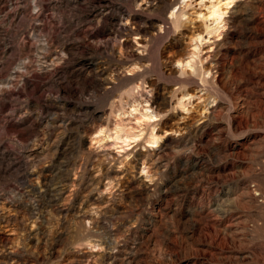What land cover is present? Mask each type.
I'll return each mask as SVG.
<instances>
[{"label":"rangeland","instance_id":"374dc122","mask_svg":"<svg viewBox=\"0 0 264 264\" xmlns=\"http://www.w3.org/2000/svg\"><path fill=\"white\" fill-rule=\"evenodd\" d=\"M209 1L0 0V264H264V0Z\"/></svg>","mask_w":264,"mask_h":264},{"label":"bare ground","instance_id":"6f19581e","mask_svg":"<svg viewBox=\"0 0 264 264\" xmlns=\"http://www.w3.org/2000/svg\"><path fill=\"white\" fill-rule=\"evenodd\" d=\"M232 2L233 0H225L224 2H221V0L209 1L208 5H204V8H205L204 11H199V17L202 21L204 32L206 33V35H209V36L212 35V38H214L216 36H219L222 33V30L226 25L225 15L227 14L229 7H231L230 4H232ZM207 39H209V37H207ZM198 40L200 41L201 37H198ZM184 59H185V56H182V57L180 56V57H177L175 61L178 64H182V66L191 67L192 65L191 61L190 60L186 61ZM206 69L210 73V69L209 68H206ZM181 72H182V69H181ZM182 99L183 97L180 98L178 103L183 108L185 107L186 103L184 104ZM151 101H152L151 102L152 107H154L156 112H159L161 109V106H160L161 103L155 99H152ZM141 119H142L141 116H139L138 120L141 121ZM117 131H122L123 135L121 136L123 137H119L117 133V135L113 137L114 140H118L121 138V141L123 143L125 142L129 143V141L135 140L134 139L135 137L132 136V134L129 133L128 130L120 129ZM157 139L158 137L156 136V133H153V129H152L148 135V141L150 143H156Z\"/></svg>","mask_w":264,"mask_h":264}]
</instances>
